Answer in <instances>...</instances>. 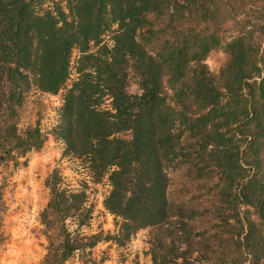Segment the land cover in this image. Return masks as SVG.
Instances as JSON below:
<instances>
[{
	"label": "trees",
	"instance_id": "1",
	"mask_svg": "<svg viewBox=\"0 0 264 264\" xmlns=\"http://www.w3.org/2000/svg\"><path fill=\"white\" fill-rule=\"evenodd\" d=\"M66 2L65 9L53 3L41 10V0H0V167L11 160L19 164L18 155L43 145L38 129L18 134L14 120L24 93L35 87L57 95L71 79L73 51L81 53L78 77L63 99L59 135L64 157L78 161L90 180L74 188L59 170L47 179L43 264H66L79 254L84 264H102L104 259L93 257L99 244L123 247L149 228L158 231L148 241L153 264H214L199 257L200 241L184 231L191 222L167 197L168 163L180 156L187 133L202 141L223 174V196L239 206L230 219L241 233L233 237L229 264H241L242 258L243 264H264V58L259 51L245 36L235 39L227 46L230 61L216 79L205 64L219 46L215 38L173 42L162 54L148 49L158 34L156 21L177 12L194 16L197 0ZM214 8H205L199 20L215 21ZM109 32L111 45L103 41ZM130 71L139 79L140 94L127 92ZM127 132L130 139L119 136ZM104 179L111 187L104 208L117 220L114 234L91 230L96 208L88 181ZM3 197L0 185V207Z\"/></svg>",
	"mask_w": 264,
	"mask_h": 264
},
{
	"label": "rangeland",
	"instance_id": "2",
	"mask_svg": "<svg viewBox=\"0 0 264 264\" xmlns=\"http://www.w3.org/2000/svg\"><path fill=\"white\" fill-rule=\"evenodd\" d=\"M41 2V10H47L53 3L63 9L67 5L66 0ZM197 3L199 12L194 16L177 12L173 17L156 21L158 34L148 44L151 53H165L173 42L199 44L202 39L215 38L219 46L209 53L205 64L216 79L230 61L227 46L240 36L248 38L259 51L260 60L264 58V0H197ZM212 5L217 10L215 21H200L204 9ZM112 36V32L107 33L103 41L111 45ZM91 50L96 51L94 44ZM80 55L79 50L73 51L71 79L57 95L32 87L24 93L23 104L18 107V117L14 120L18 134L38 129L43 145L25 157L18 155L19 164L11 160L0 167L4 193L0 207V264H43L48 242L42 214L50 200L46 182L54 170H59L74 188H80L83 181L89 179L83 175L78 161L64 157L65 144L59 135L63 99L78 77L76 67ZM127 92L141 93L139 79L133 71L129 72ZM110 102L105 106L111 108ZM119 136L131 138L129 132ZM203 146L202 141L192 139L188 133L183 136L180 156L168 163L167 197L191 222L184 231L200 241L199 257L204 261L210 258L214 264H229L234 255L233 243L237 241L233 237L241 233L240 226L230 219L239 206L223 196V174ZM237 147L238 143L234 149ZM88 182V193L96 208L91 230L114 234L117 220L104 208L111 187L107 179L99 184ZM252 218L259 222L256 215ZM154 234H158L156 228L141 230L123 247L111 242L101 243L93 251V257L98 261L104 259L102 264H153L148 241ZM84 258L79 254L66 264H84ZM243 263L245 258H242Z\"/></svg>",
	"mask_w": 264,
	"mask_h": 264
}]
</instances>
